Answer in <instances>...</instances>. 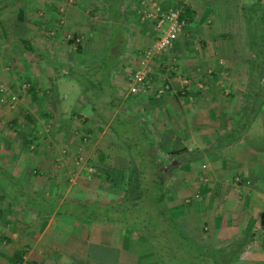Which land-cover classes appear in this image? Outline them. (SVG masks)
<instances>
[{"label":"crops","instance_id":"obj_1","mask_svg":"<svg viewBox=\"0 0 264 264\" xmlns=\"http://www.w3.org/2000/svg\"><path fill=\"white\" fill-rule=\"evenodd\" d=\"M14 1L15 14L8 3L4 7L10 10L7 15L14 16V20L3 25L4 35L13 34L18 28L23 33L31 30V23H19L28 18L31 10ZM82 1L89 0L67 3V28L73 29L72 35H86L89 43L81 41L74 53L68 42L67 59L57 58L51 48L23 45L25 35L19 39L22 44L0 45V74L10 84L22 75L39 89L51 83L53 88L67 85V107L71 105L76 113L72 111L65 117L58 109L56 120H60V113L62 119L57 129L63 131V138L76 128L92 136L93 152L86 156H90L96 170L91 174L80 166L74 178L69 177L67 153L59 154L62 143L50 138L42 143L36 131L15 142L0 139L4 151L0 154V264H16L23 255L32 264H159L144 240L121 226L115 214L105 221L104 216L86 217L71 211V207L85 206L89 195L94 197L90 202L96 212L102 211L108 200L116 198L112 194L108 199H97L99 193H113L109 184L113 182L105 179L115 177L119 170H125L128 177L130 158L118 151L112 114L139 126L152 142L156 162L165 163L156 154L160 150H164L166 159L169 150L185 147L190 152V159L170 166L169 172L164 173L165 182L159 180L161 204L177 219L183 234L218 252L221 258L233 257L231 264H264V80L262 77L252 83L248 77L249 41L242 32L243 5L250 2L258 6L264 0H156L179 7L187 4L193 14L173 45L150 61V87L134 92L129 90V83L125 85L118 78L120 72L114 68L119 65L117 57L123 50L141 48L151 40L154 32L150 23L140 19L136 29L126 26L127 22L119 23L121 17L125 21L137 16L133 9L122 15L121 0H115L120 19L111 18L106 9L111 18L108 27L97 24L94 31L83 14L86 5ZM96 1L105 6L103 0ZM95 33L97 38L91 35ZM112 33L116 37L113 42ZM133 37L140 39L134 42ZM26 38L31 39L29 35ZM111 58L117 62L102 69L101 77L108 78V99L112 104L104 103L110 109L101 113L104 106L96 99L95 104L98 108L100 105L96 112L82 91L80 95L73 94L72 78L79 68L77 72L92 74L95 79L97 63ZM8 63L6 70L1 69ZM168 64L170 69L166 68ZM12 69L13 75H7ZM65 71L67 79L55 82ZM163 80H167L169 88L155 95L154 87ZM44 108L47 112L49 108L57 110ZM74 114L80 117L78 124L73 120ZM137 114L139 118L135 117ZM11 121L20 124L17 118ZM31 140L38 149L28 148ZM69 144L74 151L76 143ZM164 146L167 150L162 149ZM55 154H59L60 163ZM178 154L182 158L185 153ZM89 178L98 181L92 189Z\"/></svg>","mask_w":264,"mask_h":264},{"label":"rangeland","instance_id":"obj_2","mask_svg":"<svg viewBox=\"0 0 264 264\" xmlns=\"http://www.w3.org/2000/svg\"><path fill=\"white\" fill-rule=\"evenodd\" d=\"M16 1H17L16 4L23 3L24 5H28L29 10H31V12L28 14V18L24 17V19L23 18L20 19L21 21L19 20V23H22L23 21H25L26 24L31 23L32 24L30 27L31 30L30 32L23 33L21 28H18L17 31L13 34H9V33L7 35L2 34V31L3 33H5L3 25L6 24V21L14 20L13 19L14 16L7 15V12L9 14L10 10L6 11L4 7L8 3V8L12 9L11 11L13 12V14H15L16 6L12 8V6L15 4L14 0H9L8 2H3V0H0V45L2 44L11 45V43L22 44L23 42V45L27 44V47H28V44H30L31 46L36 45L39 49H43L41 48V46H44L45 49L47 48L53 49L55 51L54 54L58 55L57 58L63 60L64 58L67 59V55L69 51L67 50L68 42H69L68 44L70 45V48L72 49V51L73 50L76 51L74 53L78 52V49L76 48L78 47L81 41L83 42L84 40L85 43H89L86 40V35L83 36L81 33H77V35H72L71 31H73V29L71 30L67 28V3L69 2L73 3L75 0H16ZM82 3L86 5L83 8V11H86V12H83V14L86 17L91 30L94 29L95 25L97 24L101 25V23L102 25H104L103 27H106V26L108 27L107 24L109 23V20L111 18H109L110 16L108 17V12H106V7L104 6V3L97 2L96 0H89L88 2L82 1ZM87 3H90V4H87ZM120 4H121L120 6L121 10L123 12L122 15H125V11L127 9H133V12L135 13L137 17H133V19L131 20L130 18L127 17V20L125 19V21H123L121 17L119 23L122 24L123 22L124 23L127 22V24L125 25L126 26L131 25L133 27L132 29H134V26H135V29L137 28L136 26L138 25L140 26V23L138 22V21L141 22L140 12L138 11V8H139L138 0H121ZM171 4L179 6V4H176V3H171ZM171 4L170 2H167L164 4L162 3V5H165V6L171 5ZM251 5L252 4L250 2L245 3L242 7V13L251 14L253 15V17L256 12L260 14L262 13L264 14V1L262 5L261 4L258 5L259 8L255 7L256 9H254L253 6ZM119 16H120V13H119ZM119 16L118 18L116 17L115 20H119ZM35 25L36 27H34ZM164 25L165 23L162 24V26ZM33 27L35 29H40V32H36V30ZM15 29H16L15 27L12 28V30H15ZM244 31H245L246 39H249L250 32L246 24H245V27L243 26V29H242L243 33ZM23 35H25L26 37L29 35L31 39L26 38V37L22 39L21 36ZM91 35H93L92 37L97 38L96 33L91 34ZM91 35H90V38H91ZM11 37H13L12 40H11ZM14 37H17L18 39H14ZM153 38H154V35L150 37L151 40L148 41V43H146L141 48H139V46L138 47L136 46V47H131L132 50H129V49L123 50V51L128 52L129 53L128 55L124 54L123 51L121 52L122 54L120 53V55H118L117 60L119 62V65H117V67H115L114 70H116L117 72H120L118 78L120 80H124L125 85L129 83V80L126 78L127 72H129L135 67L136 65L135 59L139 58L141 49L147 46L153 40ZM19 39H22L21 40L22 42ZM139 39H140L139 37L137 38L133 37L134 42ZM92 41L95 42L96 41L95 38H93ZM34 55H36L35 51H34ZM50 55L51 53L47 54V56L51 59ZM154 57L156 56H153L150 58L148 65H150L151 63L150 61H152ZM115 59L111 58L110 60H104L102 62L97 63V66H96L97 75L95 76V79L92 74L89 75L87 73L84 74L83 72L81 73L77 72L79 71V68H77L78 70L74 72L75 77L72 78L73 87L75 88V91L73 92V94L80 95V92L82 91V95L96 96V99L97 100L99 99L100 101L99 103L101 104V107L104 106L103 108L104 110L100 109L101 113H104L105 109L109 108V107H106L104 103L110 102L112 104L110 99H108V97L110 96L108 82H107L108 78H106L105 76L101 77L102 69H106L108 67L110 68L112 64L114 65L117 62L115 61ZM123 60H126V62L124 63ZM6 66L9 67L10 63L2 65L1 69H4ZM4 70H6V68ZM12 71L13 69L11 70V73L7 75L9 76L13 75ZM148 73H149V69L147 68V74ZM57 78L58 79H56L55 82H58V80L62 78L67 79V71H65L63 74H60ZM15 80L16 81L14 83L10 84L8 79H6V77H3L0 74V89H1L0 90V139L5 138V139H9L12 142L13 141L15 142V140L21 137L26 138V134L28 135L29 132L36 131L37 137L39 139L41 138V141L43 139H45V141H48V139L50 138L52 141L53 139L55 140L57 139L60 143H62L60 145L59 154L65 155L67 153V157H68L66 158L68 160L67 161V175L69 177L74 178V174L76 173L77 170L80 169V166H83V169L86 168L85 169L86 172H90V173L92 172L91 174H93L96 171L94 170L95 169L94 164L91 161L92 159L90 158V156H86V155L92 154L93 152L91 151L92 150L91 145L93 144L91 142L92 136L89 135L86 131L85 133H83V130H79L78 128H76L74 131H71L70 135H68L70 137L72 134L70 138L66 135L63 138L62 136L63 131L59 132V130L57 129V123L58 121H61L62 119L61 113H60V120L58 121L56 120L57 118L56 116L59 115L57 112L58 109L62 110V112L65 114V117H67V114L70 116L71 112L73 111L71 109H74L73 107L71 108V105L67 107V85L65 84H63L62 86L56 85L53 88V85L51 83V84H47L45 87H43V89L42 87L41 89H39L40 87L32 83V88H34V85H35L36 88L38 87V89H35V90L32 89V91H30V90H27L29 86L28 88L26 87L29 81L26 78H24L22 75L17 76ZM64 94H65V97H64ZM11 95H14V97L11 98ZM104 98H106L105 102H104ZM115 103H116V98H115ZM115 103H114V106H115ZM47 106H51L55 109L57 108V110L54 111V110H51V108H49V112H47L44 108ZM92 106H94L96 112H98L100 105H99V108L97 104H92ZM73 113H76V110L73 111ZM26 114L32 120L27 118V116H25ZM111 117L114 120L113 127L115 129H113V131L117 135V138H118L117 144L119 146L118 147L119 153L126 154L130 158V160L132 161L136 160L141 163L142 160L145 158L142 156L143 154L140 151H144L147 142H149V144H152V142L150 140H147V136L143 132L138 131L139 126L135 125V123L133 124L131 121H124L121 119V116H118V115L112 114ZM135 117L139 118V114H137ZM12 118L13 119L17 118L18 119L17 122L20 123L21 125L13 124V121H11ZM73 120L77 124L78 122H80L79 121L80 117L78 116V114L77 116L74 114ZM151 120L153 119L151 118ZM31 121L33 122L32 125H31ZM140 123H143V121ZM22 133H24L25 135H22ZM69 143H76L74 144L75 145L74 151L71 149L72 145H70ZM27 146L29 149H38V147L32 140L30 143L27 144ZM164 148H166L165 150H167V147L164 146L162 149ZM189 150L192 151V148L190 147ZM163 152L164 150L162 151L160 150L156 152V154L158 155L159 158H162L164 160L166 158L163 155ZM1 153H4V151H3V148L0 147V154ZM184 153L186 155H189L190 152H184ZM59 154L58 155L55 154V156L57 155L56 156L57 163H60V161L58 160L60 159ZM195 161H196L195 163L198 164L199 160L196 159ZM145 163L148 168L149 162L145 161ZM160 167H161L160 170L156 171V174L159 176V180L161 182H165L164 173L167 174L169 170L171 169V167L167 163L160 164ZM121 171L122 170L117 171L116 172L117 175L115 177L113 178L107 177L105 180H110L111 182H113V184L117 185L120 188L126 187L128 183L127 181L128 178L126 176L125 170L122 172ZM90 173L88 175L91 176ZM93 179L94 178L87 179V181L90 183L89 189H92L93 186L98 184V181L95 182V180ZM146 181L149 182V179L147 178ZM145 186L147 185L145 184L141 185L142 188H145ZM153 190H155L154 186H153ZM90 193H95V192L91 190ZM111 195L112 193L111 194H108V193L100 194L99 193L97 196L98 197L97 199H100L101 197L108 199L109 197H111ZM91 197L92 195H89V197H86V199L93 200L94 197L93 198ZM85 206H82L81 208L71 207V209L75 211V213L83 214L84 216V214L87 213ZM91 211H89V214H91ZM108 212L109 211L107 210H102L100 212L98 211L96 212V216L100 218L104 216L105 221H106L107 216H110ZM163 213L167 217L170 218L172 223L174 222L177 223L176 221L177 219L171 216L169 214V211H166L164 209ZM154 215L155 214L153 211L152 212L148 211V213H146L145 218L147 221L151 220L153 223L155 222L158 224L161 223L162 221H160V219H156ZM114 217L116 218L117 215H114ZM132 219L133 217L132 218H129V217L123 218L122 216L118 217L119 224L126 228H129L130 225H132L133 223L137 225V223L132 221ZM167 221L168 219L164 220V223H166ZM211 254L212 253L208 252L207 255L211 257ZM221 262H222V259H221Z\"/></svg>","mask_w":264,"mask_h":264},{"label":"trees","instance_id":"obj_3","mask_svg":"<svg viewBox=\"0 0 264 264\" xmlns=\"http://www.w3.org/2000/svg\"><path fill=\"white\" fill-rule=\"evenodd\" d=\"M103 1L105 2V7L108 12L112 14L111 18H118L120 12L115 5V0ZM251 6H253L254 9L259 8V6L253 4ZM178 14L181 18H184L185 21H188L191 19L193 13L187 4H181ZM243 19L250 32V37L248 39L250 54L248 77L250 81L254 83L262 77L264 80V14L256 12L253 17L251 14L243 13ZM113 33L111 34V42L116 38ZM28 86L29 89H33L32 82H28L26 87L28 88ZM34 89H36L35 86ZM89 96H86L88 101L95 104L96 96ZM92 108L95 109L94 106H92ZM25 116L28 118L27 114ZM138 131L142 132L139 129ZM186 151L185 147L176 150H169L165 153L167 156L165 163L164 161L160 163L161 161L156 162L154 159L153 146L147 142L144 151H140L145 159H143L141 163L136 160H130L131 166L127 177L128 183L126 187L120 188L113 183H109L113 190L112 194H114L116 198L108 200L103 210L109 211L108 213L111 215H117V220L119 216H122L123 218L133 217L132 221L136 222L137 225L133 223L130 225L129 229L144 240L155 255L159 264H231L233 257L227 259L221 258L219 257L218 252L216 253V251L209 250L195 242L187 235L183 234L177 223H172L170 218L163 213L164 208L161 204L163 193L161 191L159 176L156 174V171L160 164L167 163L173 167L182 160L190 159V153L189 155L184 154V157L182 158L177 156L178 153H184ZM145 161L149 162L148 168ZM147 178L149 179V182L146 181ZM144 184L147 186L142 188L141 185ZM152 185L155 187V190H153ZM67 203H70V201L67 200ZM92 204L93 203L90 202V200L87 201L85 206L87 213H85L84 216L96 217V210ZM81 207L76 206V208ZM71 211L75 213V211ZM89 211H91V214H89ZM148 211H153L155 214L154 217L160 219L162 222L158 224L156 222L153 223L151 220L147 221L145 217ZM108 218L109 216H107V219ZM166 219H168V221L164 223V220ZM208 252L212 253L211 257L207 255Z\"/></svg>","mask_w":264,"mask_h":264},{"label":"built area","instance_id":"obj_4","mask_svg":"<svg viewBox=\"0 0 264 264\" xmlns=\"http://www.w3.org/2000/svg\"><path fill=\"white\" fill-rule=\"evenodd\" d=\"M138 11L141 20L148 21L154 32L153 40L141 49L140 56L136 61L135 67L129 71L127 78L130 82L129 90L134 92L140 88L150 87V78L147 74L148 63L151 57L160 55L168 50L172 45L186 21L179 16V7L167 5L164 6L156 0H138ZM165 23L164 26L162 24ZM165 66V63L162 64ZM170 69V65L167 67ZM2 88V87H1ZM169 88V83L162 81L153 91L159 95ZM1 90V89H0ZM14 95H11L13 98ZM237 178V177H236ZM16 264H32L25 257L16 262Z\"/></svg>","mask_w":264,"mask_h":264},{"label":"bare ground","instance_id":"obj_5","mask_svg":"<svg viewBox=\"0 0 264 264\" xmlns=\"http://www.w3.org/2000/svg\"><path fill=\"white\" fill-rule=\"evenodd\" d=\"M129 85H130V82H129ZM26 257V256H25ZM26 259H27V257H26ZM28 261V260H27ZM29 262V261H28ZM30 263V262H29Z\"/></svg>","mask_w":264,"mask_h":264}]
</instances>
